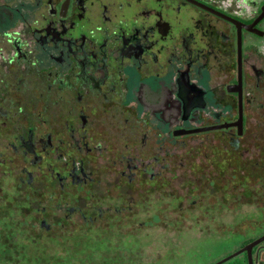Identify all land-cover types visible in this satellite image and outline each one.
I'll return each instance as SVG.
<instances>
[{"label":"flooded vegetation","instance_id":"1","mask_svg":"<svg viewBox=\"0 0 264 264\" xmlns=\"http://www.w3.org/2000/svg\"><path fill=\"white\" fill-rule=\"evenodd\" d=\"M176 182L264 209V0H0V194L92 226Z\"/></svg>","mask_w":264,"mask_h":264},{"label":"rangeland","instance_id":"2","mask_svg":"<svg viewBox=\"0 0 264 264\" xmlns=\"http://www.w3.org/2000/svg\"><path fill=\"white\" fill-rule=\"evenodd\" d=\"M183 185L176 182L182 189L155 192L150 204L134 202L126 214L92 226L76 214L66 221L52 208L19 207L20 193L0 194V264H214L264 233L257 193H199ZM201 200L203 212L217 208L215 223H209L211 212L198 215L193 202ZM42 220L51 224L50 231ZM244 261L237 256L224 264Z\"/></svg>","mask_w":264,"mask_h":264},{"label":"water","instance_id":"3","mask_svg":"<svg viewBox=\"0 0 264 264\" xmlns=\"http://www.w3.org/2000/svg\"><path fill=\"white\" fill-rule=\"evenodd\" d=\"M264 241V235L260 238H258L257 240L249 243L247 246H245L243 249H241L240 251L236 252V253H233L219 261H217L216 263L214 264H224L225 262H227L228 260L238 256L239 254L243 253L244 251H248V254H249V262L250 264H253V259H252V249L257 246L258 244H260L261 242Z\"/></svg>","mask_w":264,"mask_h":264}]
</instances>
